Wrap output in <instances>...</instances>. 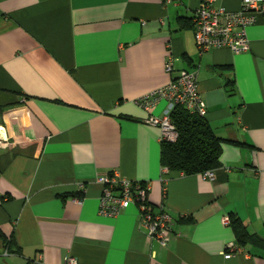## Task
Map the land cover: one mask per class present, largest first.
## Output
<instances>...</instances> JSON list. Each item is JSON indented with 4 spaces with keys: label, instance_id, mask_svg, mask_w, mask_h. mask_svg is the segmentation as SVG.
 <instances>
[{
    "label": "crops",
    "instance_id": "obj_1",
    "mask_svg": "<svg viewBox=\"0 0 264 264\" xmlns=\"http://www.w3.org/2000/svg\"><path fill=\"white\" fill-rule=\"evenodd\" d=\"M200 1L0 0V264H264V16L248 50L200 53ZM194 69L221 139L213 178L161 165L160 127L145 119L167 102H139ZM114 172L148 185L173 222L165 244L136 205L98 212L96 177ZM231 215L256 241L236 243Z\"/></svg>",
    "mask_w": 264,
    "mask_h": 264
},
{
    "label": "built area",
    "instance_id": "obj_2",
    "mask_svg": "<svg viewBox=\"0 0 264 264\" xmlns=\"http://www.w3.org/2000/svg\"><path fill=\"white\" fill-rule=\"evenodd\" d=\"M171 1L162 0L163 3ZM258 14L264 16V0H241L240 8L234 12L216 6L215 0H201L191 18L194 41L198 51L202 53L209 48H226L233 53H241L248 50L249 39L246 28L255 22ZM164 69L166 72L173 71L170 54L166 59ZM196 74V69L180 70L168 83L139 100L146 109L160 99L166 100L167 106L161 116L149 115L145 119L146 122L160 127V140L174 141L177 138V131L171 121V112L176 105L183 106L191 113L205 116L206 105L197 88ZM213 175L211 170L202 173L203 178H213ZM96 180L102 185L98 207L100 214L115 216L122 209L136 205L149 238L161 244L168 241L172 234L173 222L164 211L155 212L153 210L148 202L147 184L122 178L115 172L101 174L96 177ZM233 247V245L228 247L230 250L224 253L225 258L233 255L232 250L236 249ZM69 264H75L74 259L70 258Z\"/></svg>",
    "mask_w": 264,
    "mask_h": 264
},
{
    "label": "trees",
    "instance_id": "obj_3",
    "mask_svg": "<svg viewBox=\"0 0 264 264\" xmlns=\"http://www.w3.org/2000/svg\"><path fill=\"white\" fill-rule=\"evenodd\" d=\"M171 121L177 131V138L174 141L160 140L163 167L183 174H195L219 165L221 139L215 135L204 116L176 105L171 112ZM228 223L232 224L238 245L258 238L248 232L238 217L231 215Z\"/></svg>",
    "mask_w": 264,
    "mask_h": 264
}]
</instances>
